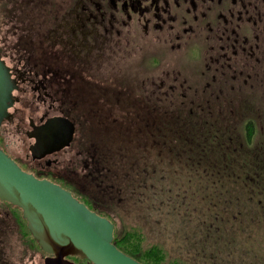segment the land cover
Returning a JSON list of instances; mask_svg holds the SVG:
<instances>
[{"label": "flooded vegetation", "instance_id": "af4514ba", "mask_svg": "<svg viewBox=\"0 0 264 264\" xmlns=\"http://www.w3.org/2000/svg\"><path fill=\"white\" fill-rule=\"evenodd\" d=\"M0 59L15 83L0 119V149L114 227L126 216L114 206L110 213L119 195L108 180L113 168L103 163L109 144L115 156L117 144L128 141L132 156L145 138L146 174L156 179L169 125L216 123V109L236 106L245 136L249 125L254 136L240 146L245 161L264 165L257 111L249 107L264 96V0H0ZM51 121L73 130L66 146L46 153L36 137ZM124 161L135 185L134 162ZM245 180L248 196L257 197L263 183L248 174ZM91 183L96 195L70 190L90 192ZM47 257L21 211L0 201V264H43Z\"/></svg>", "mask_w": 264, "mask_h": 264}, {"label": "rangeland", "instance_id": "374dc122", "mask_svg": "<svg viewBox=\"0 0 264 264\" xmlns=\"http://www.w3.org/2000/svg\"><path fill=\"white\" fill-rule=\"evenodd\" d=\"M249 107L256 108L257 114L253 118L261 131L256 145L263 148L264 96ZM238 109L236 106L233 110L232 107H219L213 113L221 120L220 123L216 121L218 126L226 122L236 128L234 135L240 142L238 129L243 121L236 113ZM105 137L102 135L100 139ZM120 147L116 148L121 151L124 147ZM169 149L171 155L161 167L163 174L159 172V179L144 173L143 179L139 170H135L134 183L138 187L123 185L125 178L128 179L127 174L124 175L128 169L126 162L118 161L117 154L108 152L110 158L103 163L113 168L114 175L108 176V180L113 179V189L119 195L115 203L126 216L125 221L115 223V232L136 231L143 249L159 245L170 258L161 250L165 264L176 261L185 264H264V186L259 189L261 196L250 197V190H245L240 183L233 184L232 177L218 176L216 170L206 171L208 175H205L201 171L202 165H198L200 170L195 172V169H189L191 165L187 160L177 163L180 152L173 142ZM203 156L210 160L207 155ZM194 159L197 160V156ZM235 166L238 167H232ZM155 176L157 178L159 174ZM109 205L112 214L115 210L112 204ZM139 215L146 217L139 218Z\"/></svg>", "mask_w": 264, "mask_h": 264}, {"label": "water", "instance_id": "95a60500", "mask_svg": "<svg viewBox=\"0 0 264 264\" xmlns=\"http://www.w3.org/2000/svg\"><path fill=\"white\" fill-rule=\"evenodd\" d=\"M14 88L9 69L0 59V119L13 103ZM72 130L67 122H47L36 137V148L46 147V153L61 149L70 141ZM0 201L21 211L32 238L48 256L44 264H73L68 257L91 264H141L115 247L114 226L106 218L90 211L69 191L26 173L1 149Z\"/></svg>", "mask_w": 264, "mask_h": 264}, {"label": "trees", "instance_id": "16d2710c", "mask_svg": "<svg viewBox=\"0 0 264 264\" xmlns=\"http://www.w3.org/2000/svg\"><path fill=\"white\" fill-rule=\"evenodd\" d=\"M220 122L221 121H219V123ZM230 125L231 123L225 122L221 126H218V124L212 121H209L207 123L196 121H184L180 123V125L177 127H171L169 125L167 134V148L171 146V142H173L175 144V148H179L180 152V156H178L176 159L177 163H179V161L184 162L185 160H187L191 167H194V169L197 168L198 171L200 169L197 166L202 165V167L204 168L201 171L202 173H205V175H208L206 171L216 170L218 172V176L225 175L226 178L232 177L231 181L233 182V184L240 183L242 187H244V189L246 188L245 178H247V174L250 178H253L255 182L259 180L261 183H264V165L261 164L260 160L257 161L254 159H250L251 161L248 163V159H246L245 161L243 150L240 149L241 145H249L252 142V138L254 136L251 134V125H249L247 128L248 134H246V136L244 134L243 126L240 125V129H238L242 138L240 142L236 139L237 136L234 135L235 132L237 133L236 128L234 126L230 127ZM123 138L124 137L120 135V140H122ZM138 141L139 140L136 139V143ZM126 143H128V141H126L125 144L121 147L119 146V143L117 144L121 149L125 147V149L123 148L121 151L116 152L117 156L119 157L118 160L122 162L125 159L129 161V163L134 162V171L139 170L138 173H141L143 179H145L144 174H146V172H149V169L146 168L147 154L145 151V138L142 139L139 145L135 148V150L132 151L133 157L128 154L126 150L127 146H125ZM188 147L192 149H189ZM107 148L108 150H105L103 160L109 159L108 152H111V144H109ZM187 150L190 151V155L192 156V158L187 155ZM193 150L194 152H191ZM207 152L210 153V155ZM170 153L171 151L169 149L167 151V155H171ZM203 154L207 155L210 160L203 159ZM195 156H197V160L194 159ZM167 161L168 159L163 162L162 167ZM208 161L209 163L204 166L203 163H206ZM233 165H238V167H232ZM149 167L151 168V166ZM151 169L150 171H152ZM197 169H195V172L197 171ZM127 172H129V170H127ZM161 174H163V172ZM195 175H197V173ZM129 183V179L125 178L123 185H129ZM133 187H138V184L134 185ZM250 188L248 187V190ZM96 189L97 187L91 183L89 185L90 192L84 190L80 191L78 189L70 190L76 195L84 194L86 196H91L96 195ZM103 189H106V186L103 185ZM98 190L99 189H97V191ZM253 190H255V188ZM102 193L107 196V193ZM257 194L258 196H261L262 193L257 192ZM111 204L115 207V209H118V206L115 202H112ZM106 210L107 209L102 208L100 211L106 212ZM130 230L120 233L116 230V232L114 233L113 244L119 251L138 261L141 264H165L163 262L161 252L162 249L159 245L150 247L148 249H143L140 242L141 238L138 236L137 232H130ZM213 250L215 251V249ZM173 264L185 263L181 261H176L173 262Z\"/></svg>", "mask_w": 264, "mask_h": 264}]
</instances>
